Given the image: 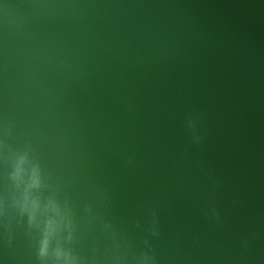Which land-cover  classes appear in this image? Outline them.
Listing matches in <instances>:
<instances>
[{
  "label": "water",
  "instance_id": "obj_1",
  "mask_svg": "<svg viewBox=\"0 0 264 264\" xmlns=\"http://www.w3.org/2000/svg\"><path fill=\"white\" fill-rule=\"evenodd\" d=\"M0 264H264V0H0Z\"/></svg>",
  "mask_w": 264,
  "mask_h": 264
}]
</instances>
